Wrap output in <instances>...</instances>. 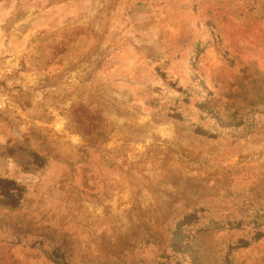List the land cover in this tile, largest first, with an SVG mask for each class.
<instances>
[{
	"label": "rangeland",
	"instance_id": "374dc122",
	"mask_svg": "<svg viewBox=\"0 0 264 264\" xmlns=\"http://www.w3.org/2000/svg\"><path fill=\"white\" fill-rule=\"evenodd\" d=\"M0 264H264V0H0Z\"/></svg>",
	"mask_w": 264,
	"mask_h": 264
}]
</instances>
